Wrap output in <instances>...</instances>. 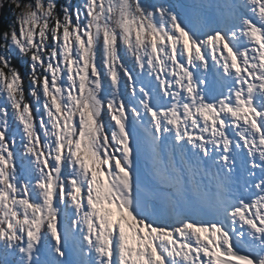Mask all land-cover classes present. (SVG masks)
Instances as JSON below:
<instances>
[{"label": "snow or ice", "instance_id": "obj_1", "mask_svg": "<svg viewBox=\"0 0 264 264\" xmlns=\"http://www.w3.org/2000/svg\"><path fill=\"white\" fill-rule=\"evenodd\" d=\"M11 4L0 264H264V0Z\"/></svg>", "mask_w": 264, "mask_h": 264}, {"label": "trees", "instance_id": "obj_2", "mask_svg": "<svg viewBox=\"0 0 264 264\" xmlns=\"http://www.w3.org/2000/svg\"><path fill=\"white\" fill-rule=\"evenodd\" d=\"M11 8H13L11 1L3 0L0 7V31L6 29L9 24L15 23V16L12 13Z\"/></svg>", "mask_w": 264, "mask_h": 264}, {"label": "rangeland", "instance_id": "obj_3", "mask_svg": "<svg viewBox=\"0 0 264 264\" xmlns=\"http://www.w3.org/2000/svg\"><path fill=\"white\" fill-rule=\"evenodd\" d=\"M9 1H11V0H9ZM211 1L212 0H205V2L206 3H211ZM2 2H3V0H0V7H1V5H2ZM11 11H12V13L14 14V12H13V8H11ZM15 16V15H14ZM145 179H148V180H152V177L151 176H149L147 173H145V177H144Z\"/></svg>", "mask_w": 264, "mask_h": 264}, {"label": "bare ground", "instance_id": "obj_4", "mask_svg": "<svg viewBox=\"0 0 264 264\" xmlns=\"http://www.w3.org/2000/svg\"><path fill=\"white\" fill-rule=\"evenodd\" d=\"M146 181H150V180H148V179H145Z\"/></svg>", "mask_w": 264, "mask_h": 264}]
</instances>
